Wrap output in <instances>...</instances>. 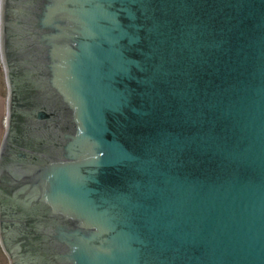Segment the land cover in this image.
<instances>
[{
    "label": "water",
    "instance_id": "1",
    "mask_svg": "<svg viewBox=\"0 0 264 264\" xmlns=\"http://www.w3.org/2000/svg\"><path fill=\"white\" fill-rule=\"evenodd\" d=\"M12 264H264V0H2Z\"/></svg>",
    "mask_w": 264,
    "mask_h": 264
},
{
    "label": "rangeland",
    "instance_id": "2",
    "mask_svg": "<svg viewBox=\"0 0 264 264\" xmlns=\"http://www.w3.org/2000/svg\"><path fill=\"white\" fill-rule=\"evenodd\" d=\"M1 1L0 0V148L4 136L6 135L9 119L8 117V98H9V83L8 74L6 69V62L3 57L1 49V32H2V21H1ZM12 259L3 248L0 241V264H12Z\"/></svg>",
    "mask_w": 264,
    "mask_h": 264
},
{
    "label": "flooded vegetation",
    "instance_id": "3",
    "mask_svg": "<svg viewBox=\"0 0 264 264\" xmlns=\"http://www.w3.org/2000/svg\"><path fill=\"white\" fill-rule=\"evenodd\" d=\"M3 142V141H2ZM2 145V144H1Z\"/></svg>",
    "mask_w": 264,
    "mask_h": 264
},
{
    "label": "crops",
    "instance_id": "4",
    "mask_svg": "<svg viewBox=\"0 0 264 264\" xmlns=\"http://www.w3.org/2000/svg\"><path fill=\"white\" fill-rule=\"evenodd\" d=\"M1 94V93H0Z\"/></svg>",
    "mask_w": 264,
    "mask_h": 264
}]
</instances>
